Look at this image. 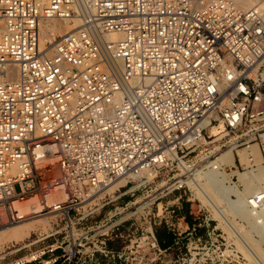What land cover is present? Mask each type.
<instances>
[{"label": "built area", "instance_id": "built-area-1", "mask_svg": "<svg viewBox=\"0 0 264 264\" xmlns=\"http://www.w3.org/2000/svg\"><path fill=\"white\" fill-rule=\"evenodd\" d=\"M75 18L42 44L44 21ZM253 142L264 163V0H0V208L19 221L16 204L38 195L57 214L47 236L1 247L0 264H137L138 238L149 245L140 264L153 250L165 264H257L187 182L244 171L237 149ZM230 148L235 165L213 164ZM122 177L116 192L132 195L176 180L158 203L171 244L160 245L156 219L137 236L132 201L83 226L120 198L102 192ZM235 180L244 185L237 174L216 182L220 208L245 204L264 227V190L243 203ZM56 191L64 198L49 205ZM50 237L37 257L5 261Z\"/></svg>", "mask_w": 264, "mask_h": 264}, {"label": "bare ground", "instance_id": "bare-ground-1", "mask_svg": "<svg viewBox=\"0 0 264 264\" xmlns=\"http://www.w3.org/2000/svg\"><path fill=\"white\" fill-rule=\"evenodd\" d=\"M61 22H64L66 24H63ZM81 20L75 18L73 22L71 20H57V19H50L46 20L41 25V37H42V44H46L48 42L54 41V39L58 35H61L67 31H70L72 29L77 28L80 25ZM52 34V35H50ZM50 35V36H49ZM119 37L118 34H108L106 35V38L108 39H116ZM49 39L50 41L46 42L45 40ZM212 136L217 134V131L215 129H212L211 133ZM237 152L241 158V161L245 164V172L240 173V169H232L227 170L225 169L223 171V177H221L220 180H215L212 182V173L213 170H209L205 173H198V175L194 178H191L188 180V184L197 189V192L199 193L200 197L206 202L207 204L214 207L216 211V217L219 218L220 224H224L226 226L232 225L234 226L232 220L228 216V213H226V209L228 208H220L222 207V198L219 194L217 183L221 186L224 184L225 179L230 180L233 174H237L239 177V180L245 179V174L249 172H253L257 178H255V181L253 183L248 182L247 185L245 184V190H240L239 184L234 181L231 185H234L239 191H236L240 194V197L242 199V202L244 203L247 201L249 195L259 191L264 190V166H263V158L261 156V153L257 147L256 144H252L249 147L237 149ZM249 152H252L254 154V162L250 161ZM236 159V152L234 148H230L226 152L223 153V155L214 160V163H220L221 161L223 163H226L228 165H235ZM57 156H53L51 159V162H56ZM254 165V167H253ZM257 167V168H256ZM127 182L126 177L118 178L117 180L113 181L110 185L104 188L102 192V196L104 194H111L113 195L116 190L119 189V187L124 186ZM217 182V183H216ZM247 182V181H245ZM165 185V183H162ZM228 185V184H227ZM231 185H228L229 189H232ZM64 196L62 193L56 191L47 197L48 204L54 203V201L63 199ZM45 205L42 204L40 201L38 195H30L29 198L22 202L16 204V209L18 210V214L20 217H23V219L16 221V222H10L9 224H4L0 226V244L5 243L7 241H21L24 238L29 237L33 232L43 230L44 228H52L53 227V221L56 220V212L54 210L44 212ZM220 208V209H219ZM230 210V209H229ZM242 210L241 215L238 214V216L241 217V219L245 218L247 221V224L250 223V221H257L250 213L248 208L244 206L235 211L239 212ZM52 214V215H48ZM261 216L264 218V209L261 211ZM245 221V220H244ZM245 221V222H246ZM16 224V225H15ZM258 227L264 228L262 226H259L258 222L256 223ZM247 237V236H246ZM248 241V244L252 241L248 238H246ZM246 241V240H245ZM254 242V241H253ZM253 242H251L253 244ZM250 243V244H251ZM255 243V242H254ZM249 244V245H250ZM254 245V244H253ZM257 246L256 244L254 245ZM252 247V246H251ZM253 248V247H252ZM257 249V248H256ZM261 249V247H260ZM260 249L258 251H260ZM255 250V249H254ZM262 250V249H261ZM256 251V250H255ZM257 252V251H256ZM263 252V251H262ZM261 255V254H260ZM36 254L28 258V260L35 258ZM264 259V252L263 255H261ZM261 258V259H262ZM264 261V260H263Z\"/></svg>", "mask_w": 264, "mask_h": 264}, {"label": "rangeland", "instance_id": "rangeland-1", "mask_svg": "<svg viewBox=\"0 0 264 264\" xmlns=\"http://www.w3.org/2000/svg\"><path fill=\"white\" fill-rule=\"evenodd\" d=\"M61 23L66 24L64 22H61ZM50 35H52V34H50ZM56 35L58 36V33ZM45 41L48 42L50 40L47 39ZM213 133L214 132H212V134ZM228 138L229 137L224 139L222 142H224ZM251 144H255V142H253ZM219 145H220L219 143L215 144V146H219ZM240 149H242V148H240ZM237 162L239 165L238 160H237ZM263 166H264V163H263ZM253 167H254V165H253ZM239 172L244 173L245 170L244 171L239 170ZM255 178H257L255 176V174L253 172H249V173L245 174V179H243V182H244V180L247 181V182H244V185H240V183L237 180H235V182L237 181L239 186H241L240 190L243 191V190H245V187H244L245 184L247 185L248 182L253 183L255 181ZM175 183H176L175 179H173L167 185L166 184L164 185V184H162L161 181L156 180V182L153 183L152 185L147 186V187H143V188L137 190L134 195H132V193H130V192L125 193V192H128V190L130 189V187L132 185H130L128 187L121 188L120 191H117L116 193L113 194L114 196H117V195L120 196V198L115 202V204L114 205H113V203L109 204L107 207L104 208L103 213L99 217H98V214H95L94 217H91V218H89V220L85 221L83 226L96 224V221L101 219L100 217H103L107 213V211L114 209L115 206L122 207L128 201H132L133 203H130V205L132 206V211L135 212L137 236H140L142 234L143 228H147V226L149 225L147 221H149L150 219L152 220L153 224H154V220L155 219L157 220V224L154 225V229H155V227L161 226V224L159 223V217H158V215L161 213V210H160L161 205H158V203H160V202L166 203L167 201L172 200L174 198V194H169V195L165 196L163 194L164 189L166 186L171 187ZM136 184L137 183H135L134 185H136ZM231 187L233 189H235L236 191H239V189H237L234 185H231ZM165 192H167L166 189H165ZM123 193H125V194H123ZM177 193H178V191H175V194H177ZM159 196H165V197H162V198L157 200V197H159ZM120 210H122V209L120 208ZM187 210H188V208L186 207V204H185L184 211H187ZM226 211H227L226 213H228V216L232 220L234 226H232V225L226 226L224 224H220V226L223 227L222 229H224V231H225L224 237L229 238L230 237L229 234L234 235L236 233L237 234L236 237L237 236L241 237V239H243V241L245 243L247 242V244H248V241L246 238H248V239L251 238L250 239V240H252L251 242L254 241L255 243L253 242V244L257 245L255 247L251 242H250L251 244L249 243L250 246L253 247V248L252 247L251 248L253 250L255 249L257 251L256 252L254 250L257 254L256 263L257 264H264V261H263L264 259L262 257H260L261 255H263V252H264V228L258 227L256 224L257 221L252 220V221H250V223L247 224V221L245 218H243L242 220H245L246 222L241 221L239 218L236 219V216H238V214L241 215L242 210L239 212H235L231 209L230 210L226 209ZM44 212H48V210H45ZM48 215H52V214H48ZM54 221H56V220H54ZM9 223H10V221L7 217L6 211L3 208H0V226H2L4 224H9ZM51 231L52 230L50 227L49 228L46 227L43 230L33 232L29 237L24 238L21 241L16 242L13 240V241H7L5 243H2V244H0V248L3 246H12V244H14V243H16L17 247H21V246H24L25 243L30 244L34 240V238H36V235L40 236V237L47 236L48 234H50ZM219 232L222 233L221 231H219ZM254 232H258L261 239H258V237L255 238ZM218 238H223V237L219 236ZM241 239L239 238L238 244H239L240 249L245 251V245H244L245 243L243 241H241ZM141 240H142L141 238H138V243H137L138 260H137V264H140V259H141L140 256H142L145 253H148V247H149V245L147 244L148 239L144 242H141ZM53 241H54L53 237H50V238H46L45 240H42L38 243L28 245L27 247H24L19 252H16V253L8 256L5 261L9 262V261H12L13 259H19V258H22V260H25V259L28 260L30 255L33 256L35 254L37 257L38 254H40V250H42L45 246H47L49 243H51ZM260 247L262 250L260 249ZM259 249H260V251H258ZM246 254L250 255L248 253V250H246ZM146 256H148V255H146ZM250 257L252 258V256H250ZM166 261H167V258L164 257L163 255L156 254L154 250L151 252L150 264H165Z\"/></svg>", "mask_w": 264, "mask_h": 264}, {"label": "trees", "instance_id": "trees-1", "mask_svg": "<svg viewBox=\"0 0 264 264\" xmlns=\"http://www.w3.org/2000/svg\"><path fill=\"white\" fill-rule=\"evenodd\" d=\"M186 207H189V204L186 203ZM188 211V210H187ZM191 219V217H189ZM155 232L157 239L162 247H166L173 241L172 233L165 227V225H161L159 227H155Z\"/></svg>", "mask_w": 264, "mask_h": 264}]
</instances>
